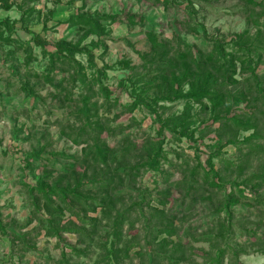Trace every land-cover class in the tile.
Returning <instances> with one entry per match:
<instances>
[{"label": "rangeland", "instance_id": "obj_1", "mask_svg": "<svg viewBox=\"0 0 264 264\" xmlns=\"http://www.w3.org/2000/svg\"><path fill=\"white\" fill-rule=\"evenodd\" d=\"M247 4L242 0H193L192 5L184 0H0V264H99L102 254L98 243L102 244L107 237L105 206L94 202L91 208L82 209L78 205V215L65 210L57 225L63 230L55 235L47 233L44 220L48 217L42 210L38 214L32 210L28 195V189L44 178L59 189L70 181L80 183L84 196L94 199L97 179L92 177V170L85 173L87 168L82 163L87 148L83 140L87 137L80 138L78 144L68 137L72 129L85 124L80 101L89 95L87 89L92 85L91 102L98 101L99 108L91 113V125L96 127L95 122L99 123L97 127L102 128V139L108 146L116 150L131 142L140 144L147 153H137L139 161L141 155L151 157L148 150L158 143L162 148L159 170L142 169L134 181L126 178L118 191L117 203L124 205L139 202L144 193L147 197L142 204L146 220L134 214L124 227L123 242L136 246L130 250V258L121 264L151 263L149 252L156 251L165 238L168 251L182 247V254L175 255L182 258L178 264H208V257L218 248L239 252L240 264H264V185L257 188V181L246 183L264 159V126L260 127L259 147L252 152L251 162L243 167L242 175L235 167H224L223 162L241 160L249 148L244 138L253 131L236 134L240 147L228 145L220 150V158L212 160L215 170H226L230 182L217 179L213 185V175L205 181L202 169L208 170L206 160L228 135L222 133L224 137H218L216 132L221 124L212 122L211 102L205 100L207 108H202L175 97L177 90L167 100L155 101L162 98V93L153 84L158 71L149 61L155 58L151 36L169 50L178 45L183 50L184 44H188L193 51L206 53L214 51L213 40L221 39L226 43L227 59L237 65L235 80L243 84L253 68L263 76L264 58L258 63V56L252 55L255 49L250 44L256 27L251 26ZM79 16L98 20L101 33L93 27L73 24L74 17ZM132 16L135 19L130 22ZM104 17L120 19L114 22ZM184 24L197 31H187ZM247 29L248 49L242 53L232 48V41ZM36 35L48 42L46 52H53V45L60 41L87 46L95 43L96 68L88 65L85 55H76L75 59L84 67L85 82L72 84L69 74L58 72L52 82L45 81L48 56L36 45ZM257 44L264 48V41ZM249 62H253V67ZM97 69L104 71L102 85L116 100L110 105L99 91ZM60 83L62 88L57 87ZM241 87L238 84L229 89L236 95V89L238 92ZM137 96L145 98L150 108L126 107ZM246 100L229 104L225 115L233 118L253 114L264 124V108L253 107ZM185 111L197 132L196 145L176 139L158 123L159 118L177 117ZM38 151L43 152L41 162L30 157ZM192 169H199L200 175L185 178ZM72 171L78 172L76 177ZM164 199L167 203L161 206L158 200ZM151 208L166 212L176 235H161L149 247L153 236L149 228L156 229L159 224L148 220ZM80 228L89 234L95 232L93 242L80 233L67 231ZM160 254L157 264H174L164 253Z\"/></svg>", "mask_w": 264, "mask_h": 264}, {"label": "trees", "instance_id": "obj_2", "mask_svg": "<svg viewBox=\"0 0 264 264\" xmlns=\"http://www.w3.org/2000/svg\"><path fill=\"white\" fill-rule=\"evenodd\" d=\"M184 1L187 5H192L193 0ZM242 1L248 2L247 13L251 14L253 21V25L251 26L256 27V36L252 44H250L251 48H253V50L255 49L252 55L258 56V63H261V59L264 58V48L259 47L257 42L262 43V41H264V0ZM255 8L260 9L258 13L251 12V10H255ZM74 18L75 20L72 21L73 24H82L89 28L93 27L97 32L99 31V33H101L98 20L87 16ZM102 19L115 22L120 18L104 17ZM129 19L131 22L135 19V16ZM184 26H187V31L193 32L196 30L187 24H184ZM249 34L250 30L247 29L243 34L237 36L235 40L232 41V48L242 53L246 51L245 49L248 48H246L247 44L245 38L248 37ZM34 41L37 46L42 48L44 54L48 56V69L44 75V79L47 82H52L57 72L60 74H69L72 84H76L77 81L85 82L86 76L83 74L84 67L75 59L76 55H85L88 65L96 68L94 47H97V45L95 43L87 46L80 44L72 45L65 41H60L53 45V52H46L45 49L48 42L39 35L34 37ZM213 42L215 43L213 48L214 51L207 53L204 51L195 52L192 46L188 44H184L183 50L180 49V45L175 49L169 50L164 43H160L156 37L151 36V50L155 54V58L149 60L151 64L156 66L158 71L157 77L152 80L153 84L162 93V98H156L155 101L167 100L174 94L175 90H177L175 92L177 96L175 97L179 96L180 98H184L186 101H190L189 103L191 104L194 103L200 105L202 108H207V104L204 101L206 100L212 103V122L221 124L216 133L220 139L224 137L222 133L228 135L226 141L218 146L213 153L211 152V154H209L206 160V167L208 170L202 169L205 181L210 179V175H213L214 179H212V184L217 179L221 182H230L231 179L225 172L226 170H215L212 164L214 158L221 157L220 150L228 145L240 147L235 135L253 131L250 136L244 138L246 141L244 143H247L249 148L248 152L245 153L241 160L238 159L239 162H231L226 159L225 162H223V164L226 165H224V167H227V169L235 167L238 169V174L242 175L243 167L251 162L252 152L256 151L259 147L257 141L261 139L260 127L262 125L264 126V124L260 123L259 116L253 114L251 116L236 115L233 118H229L225 115V108L229 104L239 103L241 100L246 99H250L246 101H249L248 104H251V106H261L264 108V75L256 74L253 68L254 70L252 69L251 74H248L243 84H240L239 81L233 78L237 72V65L235 61L231 62L230 59H227L224 51L225 41L216 39L213 40ZM228 56H232V54ZM239 63H241L240 60ZM242 63L245 64V61L242 60ZM249 63L248 65L253 67V62ZM96 71L98 74L99 91L105 101L108 102V105H110L112 101L114 102L116 100L111 97L108 88L102 85V79L106 77L105 73L103 70L99 69ZM238 84L242 85V87L238 92L236 89V95H233L232 89H229V87L235 89L234 87ZM92 86H89L87 89L89 95L83 96L80 101L82 104L80 111L85 117L83 118L85 124L77 129H72V134L68 137L76 144L79 143L78 140L80 138L84 139L87 137L83 140L87 148L84 149L83 157H85V159L82 163L86 165L87 168L85 173L92 170L94 173L92 177L97 179L95 180V185H97L98 191L95 193L94 199L84 196V189L81 188L82 185L80 183L76 185L70 181V184H67L64 189H59L56 184H48L44 178L39 179L36 185L28 189V195L30 197L32 210L37 214L42 210L43 213L47 215L48 218L44 220L47 224V233L55 235H59V231L63 230H59L57 225L59 224V218L64 214L65 210L72 212L74 215H78L75 213L76 206L78 205L82 209L91 208L94 202L99 206H105L106 209L103 217H105L107 221V230L105 232L107 237H105L102 244L100 242L98 243V247L102 254L98 263L121 264V261L130 258L129 252L136 246V244H132L129 241L123 242L124 227L126 224L130 223L134 214L146 220L147 214L143 211L142 204L147 201V197L144 193L139 202L124 205L119 202L117 203L116 199L120 197L118 191L124 187L126 178L134 181L135 177L139 175L142 169L149 168L151 170H159V165L162 160V148L160 147L161 143H158L155 148L148 150L151 157L144 158V155H141L142 161H139L136 156L137 153H147L145 147L140 144L131 142L116 150L108 146L107 141L102 139V128L97 127L99 123L95 122L96 127L91 125L90 119L93 117L91 113L97 112L99 108L98 101L91 102V96L94 94ZM184 86L188 87L187 91L182 90ZM57 87L62 88V83ZM24 89L31 94L26 87ZM139 105H145L150 108L147 104V100L139 96L134 98L132 105L126 107L134 110L135 107ZM158 123H160L162 130L167 131L176 139H185L192 145L197 144L198 138H195L197 132L189 123V113H187V111L177 117H171L165 120L159 118ZM199 131H202V128ZM62 133H65L64 130ZM253 141H255L254 144H252ZM30 157L35 162H41L44 156L42 151H38L34 152ZM76 160H78V158ZM258 164V169L246 180V183L249 184L253 181H257V188L264 185V159L259 161ZM77 174L78 172L72 171L74 177H76ZM199 175V169H192L188 170L184 177L195 179V176ZM162 176L165 177V174L163 173ZM158 202L161 206L167 203L165 199L163 201L158 200ZM118 205L120 206L118 207ZM148 220L150 222L155 220L159 223L158 226H155L156 229L149 228V232L153 234V236H151L152 240L148 244L149 247H151L157 237L161 235H166L168 238H172L176 235L174 224L169 222V216L164 210L151 208ZM95 221L96 220H94V222ZM95 227L97 226L95 225ZM67 231L80 233L81 236L86 237L91 242H93L92 236L95 235V232L89 234L85 228L76 230L69 229ZM166 240L167 238H165L163 242L161 241L156 251L149 252L151 256V263L149 264H157V258L161 255V252L164 253L165 258L174 264H178L182 260L181 257L175 256L177 253L182 254V250H180L182 247L179 246L170 252L167 250ZM139 254L140 258H142V254ZM238 255L239 252L232 248H218L213 256L210 255L208 257V264H224L225 260H228V264H240L238 262ZM143 264H145V262H143Z\"/></svg>", "mask_w": 264, "mask_h": 264}]
</instances>
